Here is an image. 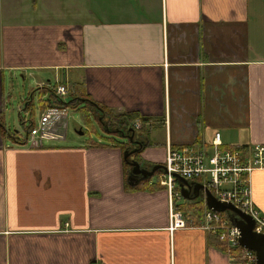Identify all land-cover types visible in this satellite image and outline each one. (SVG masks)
I'll return each instance as SVG.
<instances>
[{"label":"crops","instance_id":"0c3cea01","mask_svg":"<svg viewBox=\"0 0 264 264\" xmlns=\"http://www.w3.org/2000/svg\"><path fill=\"white\" fill-rule=\"evenodd\" d=\"M103 1L81 22L58 0H0V264H229L201 223L169 231L167 192L130 186L114 140L30 149L48 93L16 109L58 81L148 119L141 165H163L167 147L210 149L216 133L220 149L249 153L264 146V0ZM43 2L49 18L31 17ZM249 188L264 215V170Z\"/></svg>","mask_w":264,"mask_h":264},{"label":"built area","instance_id":"2783aa9c","mask_svg":"<svg viewBox=\"0 0 264 264\" xmlns=\"http://www.w3.org/2000/svg\"><path fill=\"white\" fill-rule=\"evenodd\" d=\"M52 90L61 98L67 97L70 92L66 85L58 81ZM68 117L67 107H45L37 122L26 133L24 146L40 149L46 142L62 141L67 133ZM135 127L139 129L140 123L136 122ZM220 146V135L216 133L210 149L194 145L167 147L165 173L158 175V182L168 195L169 231L184 229L189 225L175 206V201L181 199L175 175L202 185L216 200L239 209L253 221V231L264 235V215L255 207L249 188L250 174L255 170H264V146L254 145L249 153L222 150ZM201 223L203 229L212 232L223 244L229 264H256L254 253L239 246L238 230L220 213L205 207Z\"/></svg>","mask_w":264,"mask_h":264},{"label":"water","instance_id":"95a60500","mask_svg":"<svg viewBox=\"0 0 264 264\" xmlns=\"http://www.w3.org/2000/svg\"><path fill=\"white\" fill-rule=\"evenodd\" d=\"M34 94L30 93L27 99L22 103V108L19 109L17 107L16 110L18 111H25L28 106L32 105L33 103L32 98ZM57 96V95H56ZM83 103V102H81ZM67 107V106H64ZM98 121H101V118L98 119ZM103 127L106 128V131L111 134H116L117 131H109V129L106 127L105 124H102ZM130 135L127 134H120L119 137L123 140H127L131 144L137 145L140 149L142 148V142H140L137 139H133L136 137V131L133 129L128 130ZM79 134H82L81 132ZM140 151V150H139ZM136 153V151L132 150H126L123 153V160L126 163L127 166L131 167V170L129 171V167H127V175L129 176L127 181L130 186H135L139 183V181L132 180L131 176L138 175L139 173L142 174V178L144 180L151 179L155 173L162 172L165 173V167L163 165L157 164V165H147L144 167L147 168H140V163L136 160H131L129 157ZM129 172V173H128ZM182 199L186 201H194L196 199H199L205 204L208 210L215 212V213H226L230 214L228 216L229 222L238 230L239 236H238V244L241 248L250 250L254 253L256 264H264V235L262 234H256L253 231V221L245 215L243 212H241L239 209L234 207L231 204L222 203L220 201H217L212 195L205 190L201 185L195 184V183H189L186 180L182 179L179 176L173 175Z\"/></svg>","mask_w":264,"mask_h":264},{"label":"rangeland","instance_id":"374dc122","mask_svg":"<svg viewBox=\"0 0 264 264\" xmlns=\"http://www.w3.org/2000/svg\"><path fill=\"white\" fill-rule=\"evenodd\" d=\"M114 2H116V0ZM103 3H104L103 0H58V4H55L54 8L57 11L58 10L61 11L63 7H71V9H74L77 12V16H79V20L82 22L84 20L92 18V16L89 13L90 11L95 10V7H94L95 5H98L97 8H101L100 5H102ZM50 9L51 8L48 3H44V2L39 3L38 11L36 12L35 10H33L32 12H30V16L49 18L47 14L49 13ZM59 14L61 13L59 12ZM69 16L74 17L75 15L71 11ZM18 81L22 82L21 78H18ZM51 84L53 86V82L50 83V85ZM82 109H83V105L78 106L76 108L68 107L69 117H68L67 133H66L67 139L64 142L66 143L71 142V139H74V140L85 141L87 142L86 144L92 145V143L94 142L98 143L97 140H100L99 137L102 138L103 141H105L106 145L113 144L112 140H114L115 142H119V143L125 142V140L120 139L118 136L114 134H107L103 132L99 124H97L93 119H90L89 123H84V115H83ZM37 114H38V111L35 109L32 116L35 117ZM6 124L11 130H13L15 126L18 127L19 131L21 129L22 131L25 130L23 126H19L16 122L14 124L12 121V118L11 120L7 119ZM80 132L82 133V135L79 134ZM98 144H101V143H98ZM164 164H165V161L163 165ZM150 180H152L153 182H156L157 181L156 174ZM175 206L177 209H180V207L183 208V212L181 211L183 215L185 214L184 212H186V214L190 217L193 216L194 212L201 213V218H199V220H201L202 222L203 213L205 210L204 204L202 202H199V201L189 202L184 199H180L178 201H175ZM188 223H189L188 226H196L193 222V219L191 218L189 219Z\"/></svg>","mask_w":264,"mask_h":264},{"label":"trees","instance_id":"16d2710c","mask_svg":"<svg viewBox=\"0 0 264 264\" xmlns=\"http://www.w3.org/2000/svg\"><path fill=\"white\" fill-rule=\"evenodd\" d=\"M40 92V93H48V96L45 100L46 103V107H73L76 108L78 106L83 105V115H84V123H89L90 119H93L97 124H99V126L101 127L102 131L105 133H108L106 131V128L102 126V124H105L106 127L109 130H118L119 134H124L128 132V135H130L129 133V129H133L134 131H136V137L133 138L134 140L137 139L140 142H142V148L140 149V151L136 152L133 155V158L141 163V160L139 158V155L141 153V151L143 150V148L147 145H149L148 143V135L145 134L143 135L141 132L137 133V131L135 129V122L139 121L141 124H145V122H147V118L143 117L141 115H139L136 112H131V113H114L113 111L99 105L98 103H96L95 101H93L92 99H90L89 97H78V96H74L73 94H69L66 98H61L56 96V94L53 92V90L49 87H43V88H36L32 91L33 94H35L36 92ZM41 104L43 101H40ZM83 102V103H81ZM44 103V102H43ZM45 108V107H44ZM101 118V121L99 122L98 119ZM22 125H24L23 121L21 122ZM32 127V125H30L25 132L29 131V129ZM12 132V133H11ZM9 132V136H15L17 134V132H13L11 131ZM109 134V133H108ZM116 146H118L121 150L122 153H124L126 150H130V148H134L135 145L131 144L130 142H123L122 143H116ZM97 145V143L93 144L92 146ZM99 146V145H98ZM125 167L127 168L126 163L124 162ZM146 164H144L145 166ZM150 182V179L145 180L142 183H145L144 185H148V183ZM141 183V184H142ZM150 189H158L159 184L157 182H155V184L153 185H148L147 186ZM180 211H183V208L180 207L179 209ZM185 214V218L187 220V222H189V219H193V222L196 226H198L201 223V220H199V218H201V213L199 212H194L193 216L190 217L186 214V212H184ZM222 217L224 219H226L227 221H229L228 216H230V214H226L223 213L221 214ZM216 237V236H215ZM217 238V237H216ZM216 244L218 246H221L218 242H216Z\"/></svg>","mask_w":264,"mask_h":264},{"label":"flooded vegetation","instance_id":"af4514ba","mask_svg":"<svg viewBox=\"0 0 264 264\" xmlns=\"http://www.w3.org/2000/svg\"><path fill=\"white\" fill-rule=\"evenodd\" d=\"M112 131H117L116 132V134H114V135H116V136H118L119 137V133H118V130H112ZM124 134H127V133H124ZM126 142H127V140H125ZM132 150H134V151H136V152H138L139 150H140V148L137 146V145H135V147L134 148H130V151H132ZM131 160L133 159V157H132V155L129 157ZM133 160H135V159H133ZM127 167H129V171L131 170V167L130 166H127ZM140 168L142 169V168H147V167H144V166H142L141 164H140ZM148 169V168H147ZM129 173V172H128ZM155 175V174H154ZM128 176V175H127ZM129 177V176H128ZM127 177V178H128ZM132 180H135V181H139V183H142V182H144L145 180L142 178V174L141 173H139L138 175H135V176H131V181ZM158 181V180H157ZM189 183H191V182H189ZM194 201H199V202H202L201 200H200V198L199 199H196V200H194Z\"/></svg>","mask_w":264,"mask_h":264},{"label":"bare ground","instance_id":"6f19581e","mask_svg":"<svg viewBox=\"0 0 264 264\" xmlns=\"http://www.w3.org/2000/svg\"><path fill=\"white\" fill-rule=\"evenodd\" d=\"M240 148V147H239ZM228 150V149H227ZM183 212V211H182Z\"/></svg>","mask_w":264,"mask_h":264}]
</instances>
